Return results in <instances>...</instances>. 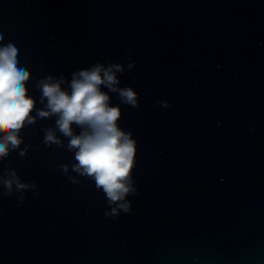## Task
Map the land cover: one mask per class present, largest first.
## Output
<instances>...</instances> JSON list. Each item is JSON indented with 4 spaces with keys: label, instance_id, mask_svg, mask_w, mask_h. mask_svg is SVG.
Masks as SVG:
<instances>
[{
    "label": "water",
    "instance_id": "95a60500",
    "mask_svg": "<svg viewBox=\"0 0 264 264\" xmlns=\"http://www.w3.org/2000/svg\"><path fill=\"white\" fill-rule=\"evenodd\" d=\"M0 27L34 76L131 48L121 86L140 96L119 121L138 146L133 214L105 217L94 184L48 168L73 154L31 135L54 122L38 121V147L5 162L40 195L0 202V264H264V0H0Z\"/></svg>",
    "mask_w": 264,
    "mask_h": 264
},
{
    "label": "clouds",
    "instance_id": "9594fccd",
    "mask_svg": "<svg viewBox=\"0 0 264 264\" xmlns=\"http://www.w3.org/2000/svg\"><path fill=\"white\" fill-rule=\"evenodd\" d=\"M132 52L129 48L126 65L97 60L68 76H34L22 63L17 43L6 39L0 27V202L14 198L15 207L20 208L29 192L40 195L35 180H24L17 167L5 162L13 152L28 159L30 150L38 145L25 141V130L38 121L49 120L54 122L33 128L31 135L42 132L45 147L53 153L65 149L73 154L74 162L57 163L52 159L47 167L58 169L72 185L83 188L89 182L94 184L106 204L105 217L118 219L121 214H133L130 197L138 196L140 191L134 175L138 146L133 132L119 123L124 115L121 105L140 108L139 93L131 86H121L125 71L136 67ZM27 59L25 55L24 61ZM30 82L40 93L38 100L30 94ZM112 95L118 98V104L112 103ZM156 106L168 109L172 105L168 100H157ZM246 123L249 132H255V124Z\"/></svg>",
    "mask_w": 264,
    "mask_h": 264
}]
</instances>
